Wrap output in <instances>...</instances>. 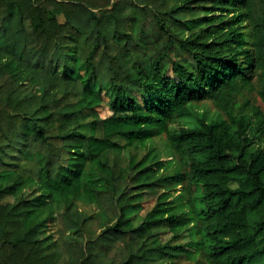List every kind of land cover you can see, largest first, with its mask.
<instances>
[{
  "label": "trees",
  "instance_id": "1",
  "mask_svg": "<svg viewBox=\"0 0 264 264\" xmlns=\"http://www.w3.org/2000/svg\"><path fill=\"white\" fill-rule=\"evenodd\" d=\"M251 92L264 0H0V264H264Z\"/></svg>",
  "mask_w": 264,
  "mask_h": 264
},
{
  "label": "rangeland",
  "instance_id": "2",
  "mask_svg": "<svg viewBox=\"0 0 264 264\" xmlns=\"http://www.w3.org/2000/svg\"><path fill=\"white\" fill-rule=\"evenodd\" d=\"M60 17L62 19V16ZM248 95H249L251 102H253L255 105H258L264 109L263 102L261 101L259 96L255 94V92H251ZM192 110L194 111L196 115H201L205 113L208 118H215L217 115H219V113H221L219 109L216 107V105L213 103V101L211 100H202V101L194 102L192 104ZM190 120L191 122H195L194 121L195 117H193ZM172 126L178 127L179 124H173ZM151 150L153 151L154 154L161 157V159L166 160V159L171 158V156L169 155L167 144H166L164 131L154 134L150 139L144 142V145H140L138 143L132 144L129 148H126L125 152L127 155L129 154L134 155L137 159H140ZM9 176L10 175H3L2 181L4 183H7L9 181L8 179ZM178 188L180 187H177L176 190H174L173 194H176L178 192ZM24 189H27V191H33L35 189V185H28L25 188H23L22 191H24ZM76 203H77V206L86 213H91L94 209L93 205L85 203L84 201L78 200ZM180 263L181 264L182 263L193 264L192 262H189L185 259H181Z\"/></svg>",
  "mask_w": 264,
  "mask_h": 264
}]
</instances>
